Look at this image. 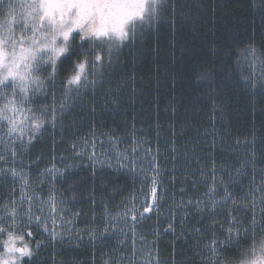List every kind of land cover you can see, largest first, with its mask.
<instances>
[{"label": "snow or ice", "instance_id": "1", "mask_svg": "<svg viewBox=\"0 0 264 264\" xmlns=\"http://www.w3.org/2000/svg\"><path fill=\"white\" fill-rule=\"evenodd\" d=\"M204 7L199 0H0V245L7 254L0 264H16V254L36 264H84L57 248L85 245L90 264H264V122L244 134L222 127V89L213 82L236 76L246 95L264 91V0H250L262 32L237 49L236 63L219 75L206 66L194 73L210 87L206 121H178L172 98L163 106L171 117L165 127L157 98L150 107L158 118L147 127L96 123L98 111L120 110L123 90L135 101V65L151 38L175 32ZM126 54L133 67L118 74ZM49 128L59 137L48 153H36ZM82 167L100 176L101 188L106 171L122 172L133 190L110 185L121 196L113 208L95 182L81 189Z\"/></svg>", "mask_w": 264, "mask_h": 264}, {"label": "trees", "instance_id": "2", "mask_svg": "<svg viewBox=\"0 0 264 264\" xmlns=\"http://www.w3.org/2000/svg\"><path fill=\"white\" fill-rule=\"evenodd\" d=\"M188 2L193 3L195 0H188ZM199 2L205 7L192 9L190 18L182 25H177L175 32L169 30L159 37L151 38L150 47L145 48L135 65L137 89L135 101L132 103L128 101L131 95L130 88L123 90L120 110L98 111L96 116L98 125L103 122L104 127L112 128L124 127L134 122L137 129H140L154 124L158 117L155 107L150 106L157 98L160 101L159 120L165 124V127L171 117L170 114L164 113L163 106L172 98H175V103L180 109L177 116L178 121L181 116L191 118L197 123L207 120L208 106L211 104L208 99L210 87L205 86L206 82L197 81L194 73L202 70L204 66L218 75L227 71L229 64L236 63L237 49L248 43L253 31L259 38L262 32V22L259 13L250 8V0H199ZM131 59V54H126L128 63L124 68L117 67L116 72L124 74L130 71L133 67ZM69 71H71V64L65 65L61 75H67ZM172 74L176 77L174 82L170 79ZM213 82L219 89H222L217 96V101H223L225 106L226 114L222 127H227L233 133L239 134L250 132L253 122L257 128L261 127L264 122V111H261V107H264V91L256 88L246 95L241 90L243 85L236 76H233L231 80L214 78ZM253 102L256 105L255 109L252 107ZM193 106L196 108L203 106V109L197 112L191 110ZM65 131L67 132V129ZM53 135L58 138L59 130L54 131L49 128L45 140L34 151L39 153L43 149L45 153H48ZM148 136L152 145L156 146L155 131H150ZM159 143L163 148V136ZM202 159H207V157L202 156ZM76 174L82 178L81 189H87L95 182L97 196L103 193L113 208L119 204L121 196H113L110 185H124L125 192L133 190V181L122 172L106 171L103 177L106 182L105 188L100 186V176L93 178L87 168L82 167ZM135 190L139 191L138 183L135 185ZM73 203L77 207H82L87 201ZM153 223H155V216H153ZM31 240L34 246V239L31 238ZM167 242L168 237H162V249L167 247ZM113 243H115V238H105L103 250H107ZM57 251L68 259H79L84 264H90V245H85L84 248L58 247ZM101 251V247L98 246L97 261H99ZM47 256L48 252L41 249V259L46 261Z\"/></svg>", "mask_w": 264, "mask_h": 264}, {"label": "clouds", "instance_id": "3", "mask_svg": "<svg viewBox=\"0 0 264 264\" xmlns=\"http://www.w3.org/2000/svg\"><path fill=\"white\" fill-rule=\"evenodd\" d=\"M79 42H77L78 44ZM75 67V61L73 62V64L71 65V71L68 72V75L72 74V70ZM6 239V237H4ZM18 246L19 242H18ZM34 248V246H32ZM0 254H4L5 256H7V254L4 253V249L3 246L0 245ZM27 258V259H25ZM16 264H36L35 258H29V257H21L19 256V254H16Z\"/></svg>", "mask_w": 264, "mask_h": 264}, {"label": "rangeland", "instance_id": "4", "mask_svg": "<svg viewBox=\"0 0 264 264\" xmlns=\"http://www.w3.org/2000/svg\"><path fill=\"white\" fill-rule=\"evenodd\" d=\"M111 238H115V237L113 236V237H111ZM27 239L31 240V238H30V237H29V238H27Z\"/></svg>", "mask_w": 264, "mask_h": 264}]
</instances>
